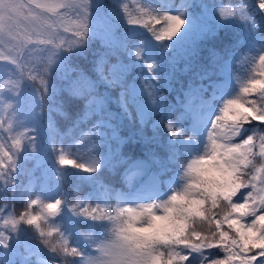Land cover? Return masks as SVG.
<instances>
[{
	"label": "trees",
	"instance_id": "trees-1",
	"mask_svg": "<svg viewBox=\"0 0 264 264\" xmlns=\"http://www.w3.org/2000/svg\"><path fill=\"white\" fill-rule=\"evenodd\" d=\"M221 6L237 16L240 7L248 12L244 0H94L93 22L89 19L91 40L84 45L88 50L72 44V52L61 53L62 61L48 63L47 58H41L21 67L0 60V146L11 157L5 158V167L0 169V220L10 216L18 219L28 210V199L37 195L46 197L48 203L60 199L66 209L73 204L83 209L94 203L84 199L88 193L108 199L113 191L109 185L120 186L121 156L130 157L129 162L135 161L140 168L129 182L147 173L144 189L155 188L159 171L155 160L167 156L164 143L168 134L162 131V118H175L186 110L196 99L191 95L195 90L209 100L217 88L231 90V84L243 73L248 53L264 46V29L253 35L241 24L251 21L220 24L214 12ZM66 11L61 8L58 14ZM178 13L188 14V26L176 43L161 53L157 45L171 42L155 40L150 29L162 32V16ZM129 14L147 22V27L143 22L128 24ZM252 14L264 20L255 6ZM67 18L76 20V14L68 12ZM141 40L150 45L160 68L149 71L152 59L145 44L135 47L142 53L138 58L134 57L135 49L133 56L123 52L124 42L132 46ZM127 90L125 107L121 97ZM146 101H151V107ZM215 104H220L218 98ZM257 126L264 127L255 121L248 125ZM13 136L20 140L19 149L14 147ZM99 150L106 161L99 178L59 163L64 155L78 165L81 158L95 159ZM177 155L183 156V152ZM108 166L117 175H112ZM37 211L33 208L32 214ZM78 219L84 218L67 210L53 218L70 247H85L80 233L87 224ZM20 228L12 232L9 249L0 246V264H78V257L50 252L45 237L34 226L21 224ZM48 239L55 242L56 236ZM212 251L217 255L221 252L220 248Z\"/></svg>",
	"mask_w": 264,
	"mask_h": 264
},
{
	"label": "clouds",
	"instance_id": "clouds-1",
	"mask_svg": "<svg viewBox=\"0 0 264 264\" xmlns=\"http://www.w3.org/2000/svg\"><path fill=\"white\" fill-rule=\"evenodd\" d=\"M244 3L248 5L251 23H241L236 13L223 16L217 11L214 14L222 25L240 22L249 33L260 34L264 20H257L252 9L255 6L259 14L264 15V0H244ZM93 7L94 0H78L73 10L76 20L87 29L80 30L83 32L79 36L81 46L90 44L89 19L93 22ZM7 9V3L0 2V10L6 12ZM170 18L183 32L186 30L188 14ZM141 44L148 47L147 55L152 59L151 64L156 65L153 70L160 68L149 44L141 40L133 46ZM157 47L161 53L167 50L162 45ZM72 51L70 44L61 45V51L55 54L58 57L62 52ZM254 53L249 61L253 65L258 63V67L241 80L238 90L231 98L224 99L222 105L208 108L199 120H193L185 109L175 118H162V131L168 134L164 143L167 156L155 160L159 171L153 190H143L147 173L129 182V177L140 168L135 166V161L129 162L130 157L121 156L124 167L119 172L120 186L109 185L113 191L108 199L85 194L84 199L94 200V203L83 209L77 204L66 209L62 201L56 199L58 211L49 215L47 209L51 203L37 195L28 203L23 215L18 219L13 217L18 224L14 225L9 218L0 220V246L9 249L12 232L21 231L20 225L26 224L34 226L39 235L45 237L44 243L50 252L78 257L75 260L78 264L81 261L83 264H218L221 259L210 258L211 254L206 255L202 249H208L205 239L211 238L225 224L230 229L231 222L238 221L240 228L246 230L244 222L251 217L248 223L260 230L259 238H264V227L256 224V218L264 215V127H246L254 121L264 125V99L259 107L247 103L252 115L238 106L249 101L251 85L257 81L261 84L260 96L264 97V46L256 48ZM178 152H183V156L177 155ZM76 167L83 173H95L93 177L99 178L106 161L99 150L95 159L81 158ZM108 171L117 175L109 166ZM33 208L38 209L35 215ZM245 208H251L257 215L245 217L237 211ZM65 210L72 216L84 218L78 220L87 224L86 230L80 233L85 247H70L65 232L54 223L53 218L61 216ZM30 216L39 217L37 223H28ZM54 235L55 242L48 239Z\"/></svg>",
	"mask_w": 264,
	"mask_h": 264
},
{
	"label": "snow or ice",
	"instance_id": "snow-or-ice-1",
	"mask_svg": "<svg viewBox=\"0 0 264 264\" xmlns=\"http://www.w3.org/2000/svg\"><path fill=\"white\" fill-rule=\"evenodd\" d=\"M0 2H5L8 5L7 11L0 10V60H9L16 63V57L20 55L26 44H52L54 41L59 40V30L62 28L64 32L72 31L75 35L82 36L83 32L81 29L87 30L86 26L77 20H70L67 18L68 12H73L78 0H0ZM127 12V5L124 6ZM66 9L64 14H58L59 9ZM39 10V11H37ZM143 13V10H140ZM240 14V18L244 20H249L250 17L247 11L240 7L237 10ZM220 15L231 16L232 11L226 10L223 6L218 9ZM51 13L52 16L47 15ZM181 13L162 16V20L165 23V27L162 32H157L154 29H150L153 32V36L157 41H170V44L162 45L165 49H169L170 45L175 44L176 41L183 35L179 24L173 21L171 16H178ZM128 24L142 23L138 18H132L129 14ZM144 26L147 27V22H143ZM156 23H160V20H156ZM55 47H61L60 43H56ZM123 52H126L129 56L138 58L141 56V50L136 49L133 45L129 46L127 42H124ZM6 49L7 51H5ZM31 52L32 50L29 49ZM15 52L16 56L10 57L8 53ZM55 55V53H53ZM249 60V57L246 58ZM251 59H255L252 57ZM17 67H21L17 63ZM149 71H152L156 65L148 64ZM34 78V77H30ZM105 79H107L105 77ZM117 82V81H113ZM261 84L259 81L251 85L250 92L258 93L259 102L252 100L245 103H241L238 106L242 111L248 112L252 115L250 109L245 107L247 103H255L258 107L261 106V100L264 97L260 96L259 89ZM143 91V89H142ZM246 89V94L248 93ZM143 95H146L143 91ZM193 99L190 103L186 105V112L193 120H199L204 112L210 108L215 107V98L223 101L226 97L232 96L231 90L229 88H217L213 93V99L209 100L202 96L200 90H195L192 94ZM129 100V90L126 91L121 97V102L123 106H128ZM147 107H151V101H146ZM3 125L0 123V128ZM9 132L12 131L11 127L8 129ZM12 139L15 141L14 147L16 149L20 148V140L13 136ZM33 151L36 149L33 147ZM11 159L7 153L3 152L2 146H0V169L5 167V158ZM14 164L15 161H12ZM59 163L63 165H72L76 167L77 164L73 159L66 158V156L61 155L59 158ZM3 177V172H0V178ZM10 182V181H9ZM30 196V194H28ZM31 198L28 199L27 203L31 202ZM78 206V205H77ZM49 215L55 214L58 211V206L56 203H51L47 209ZM241 215L256 216L257 213L253 212L251 208L237 209ZM39 217L30 216L28 223H37ZM9 220L14 225L18 224L13 217H9ZM240 223L238 221H232L229 225L232 233L235 235H230L229 232L224 231L223 227L217 229V232L211 237L205 239V244L208 245V249L222 248L226 253V259L218 261V264H231L233 261H238V264H264V238L260 237V230L251 225L248 222H244L246 225V230L240 228ZM256 224L260 227H264V215H259L256 218ZM204 249H202L203 251ZM251 253V254H250ZM83 264V261H81Z\"/></svg>",
	"mask_w": 264,
	"mask_h": 264
},
{
	"label": "rangeland",
	"instance_id": "rangeland-1",
	"mask_svg": "<svg viewBox=\"0 0 264 264\" xmlns=\"http://www.w3.org/2000/svg\"><path fill=\"white\" fill-rule=\"evenodd\" d=\"M39 11V10H37ZM59 12V10H58ZM47 15L52 16L51 13H47ZM53 19H55L54 16H52ZM59 40L54 41L52 44H44V45H36V44H26L23 51L20 53L19 56L16 57V63L20 64L21 66L27 63H32V62H38L41 58H47L48 59V63H54V62H58V61H62L61 58V53L59 54V56L57 57L56 54L53 55V53L56 52H60L61 51V47L57 48L55 47L56 43H60L61 45L63 44H79V40H76V37L74 35H72L69 32H64L63 29L61 28L59 30ZM79 48H81L82 50H88V48H86L85 46H79ZM258 47H254L250 53H248L247 57H250L252 55H255L254 51L255 49ZM29 49H31L32 51L30 52ZM5 51H7L6 49H4ZM10 57L12 56H16L15 52H11L8 53ZM11 61V59H9ZM258 67V63L256 65H253L250 63V61L248 59H245L243 62V73L241 74L240 77H238L236 80H234V82L231 84V93L234 94L236 90H238L239 85L241 80L247 78L250 74L253 73V69ZM227 98H231V96L226 97ZM247 99L249 101L255 100L257 102H259V95L258 93H252L250 94ZM222 102L220 100V104L217 105H222ZM216 105V106H217ZM245 107H247V104H245ZM246 127H248V125H246ZM153 187H148L145 186L144 191H151L153 190ZM237 199H239V197H237ZM251 217L246 218V222H250L251 221ZM224 231L229 232L230 235H233L232 231L230 229H228L227 225L225 224L223 227ZM204 253L207 254H211L210 258L215 257L217 259H226L227 257V253L220 248V254L217 255L216 253H214L212 251V249H204L203 250ZM251 254V253H250ZM236 264H238V261L236 262Z\"/></svg>",
	"mask_w": 264,
	"mask_h": 264
}]
</instances>
